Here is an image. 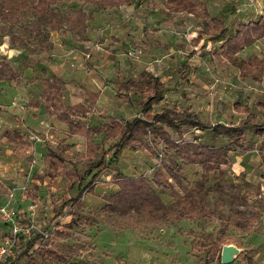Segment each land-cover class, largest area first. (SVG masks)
<instances>
[{
  "label": "rangeland",
  "instance_id": "1",
  "mask_svg": "<svg viewBox=\"0 0 264 264\" xmlns=\"http://www.w3.org/2000/svg\"><path fill=\"white\" fill-rule=\"evenodd\" d=\"M103 3L0 7L2 264H264V0Z\"/></svg>",
  "mask_w": 264,
  "mask_h": 264
},
{
  "label": "trees",
  "instance_id": "2",
  "mask_svg": "<svg viewBox=\"0 0 264 264\" xmlns=\"http://www.w3.org/2000/svg\"><path fill=\"white\" fill-rule=\"evenodd\" d=\"M26 2V3H32V4H42L45 6H49V8H52V6L58 4V1L60 0H0V7L4 12L8 13L11 12L12 8H14V2ZM68 1H78V0H68ZM80 1V0H79ZM134 0H103V4L106 5L107 7L114 8V7H120L128 2H132ZM86 20H88V17H86ZM256 25L251 24V25H241L239 28V31L235 37L237 42H240L238 39L242 40V35H244L245 31H247L248 28L254 27ZM0 81H3V78L0 77ZM11 82V81H8ZM54 86H52V91L49 95L50 99H53L54 96L61 97V92H60V86L62 82L59 79L54 80ZM55 85H58V88H56ZM157 96H151L147 102L143 105V111L144 113H147L151 110L152 105L154 102L157 100ZM62 108V107H61ZM68 109H65V112H63L64 120L67 121L66 115H67ZM188 121L184 119H176L171 111H165L159 114H155L152 117V120L146 121V120H141V119H135L131 123H128L126 125L127 131L130 133V137H133L135 134L141 133V134H150V133H155L156 132V127L155 124H161V125H168L170 127H177L181 124H186ZM224 130H228L230 133H240V129H226L221 125H218L217 127L214 128V131L217 133H221ZM119 134L118 132L115 134V136ZM77 200V199H76Z\"/></svg>",
  "mask_w": 264,
  "mask_h": 264
},
{
  "label": "built area",
  "instance_id": "3",
  "mask_svg": "<svg viewBox=\"0 0 264 264\" xmlns=\"http://www.w3.org/2000/svg\"><path fill=\"white\" fill-rule=\"evenodd\" d=\"M12 240L13 238L0 234V264L5 263L11 257L13 252Z\"/></svg>",
  "mask_w": 264,
  "mask_h": 264
},
{
  "label": "water",
  "instance_id": "4",
  "mask_svg": "<svg viewBox=\"0 0 264 264\" xmlns=\"http://www.w3.org/2000/svg\"><path fill=\"white\" fill-rule=\"evenodd\" d=\"M237 250L231 246H225L222 251L221 262L222 264H231L235 260Z\"/></svg>",
  "mask_w": 264,
  "mask_h": 264
}]
</instances>
